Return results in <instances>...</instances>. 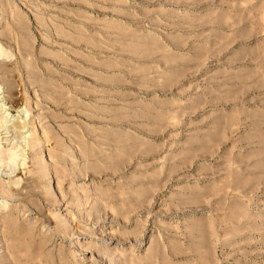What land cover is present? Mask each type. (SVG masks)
Instances as JSON below:
<instances>
[{
    "label": "rangeland",
    "instance_id": "rangeland-1",
    "mask_svg": "<svg viewBox=\"0 0 264 264\" xmlns=\"http://www.w3.org/2000/svg\"><path fill=\"white\" fill-rule=\"evenodd\" d=\"M1 104L0 264H264V0H0Z\"/></svg>",
    "mask_w": 264,
    "mask_h": 264
},
{
    "label": "bare ground",
    "instance_id": "bare-ground-1",
    "mask_svg": "<svg viewBox=\"0 0 264 264\" xmlns=\"http://www.w3.org/2000/svg\"><path fill=\"white\" fill-rule=\"evenodd\" d=\"M1 103H2V101H1ZM3 112V114L2 115H4L5 114V112L6 111H8V109H6V108H4L3 107V105L1 104L0 105V112ZM16 114H17V112H15ZM7 116L3 119V120H5V119H7V120H5V122L7 121V122H9V121H11V119L13 118V123H14V120L15 121H17V119H18V117H15V116H10L9 114H6ZM5 116V115H4ZM17 116V115H16ZM21 118V117H20ZM2 119V118H1ZM20 121V120H19ZM18 121V122H19ZM21 122H22V120H21ZM17 123V122H16ZM18 124V123H17ZM21 124H23V123H21ZM14 125H16L15 123H14ZM17 126V125H16ZM22 135V134H21ZM25 137H23V139H24ZM21 140V139H20ZM22 141V140H21ZM23 146V148H22V150L23 149H25V146H24V144L22 145ZM13 172V171H12ZM17 173H19V171L17 172ZM13 174H14V172H13ZM15 174H16V171H15ZM12 176V175H11Z\"/></svg>",
    "mask_w": 264,
    "mask_h": 264
}]
</instances>
